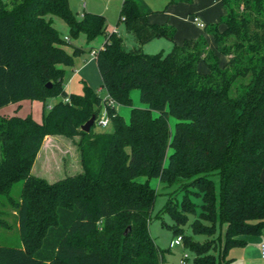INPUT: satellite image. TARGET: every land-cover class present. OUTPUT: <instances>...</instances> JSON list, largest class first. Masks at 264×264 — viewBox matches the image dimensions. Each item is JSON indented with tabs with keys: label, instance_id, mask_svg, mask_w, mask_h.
<instances>
[{
	"label": "trees",
	"instance_id": "obj_1",
	"mask_svg": "<svg viewBox=\"0 0 264 264\" xmlns=\"http://www.w3.org/2000/svg\"><path fill=\"white\" fill-rule=\"evenodd\" d=\"M191 1L168 0L164 8ZM221 7L218 21L203 26L214 41L211 48L203 34L175 43L171 25L148 22L155 10L145 0H123L117 24L131 36L128 48L117 30H107L102 13L76 17L69 0L0 2V108L60 96L40 121L0 115V204L14 210L20 240L0 243V264H164V251L148 230L156 196L150 177L178 182L177 191L183 190L179 201L170 195L159 213L170 216L165 225L173 237L181 236L194 264H223L230 244L260 234L264 0H221ZM53 16L73 36L82 32L90 41L104 35L93 58L106 96L87 85L82 94L64 89L59 65L71 59ZM160 36L173 41L169 50H142ZM131 88L145 106H131L125 120L117 106H130ZM103 106L110 128L93 130ZM92 114L94 124L83 131ZM169 116L176 119L173 129ZM52 134L79 138L81 170L47 181L30 169L43 137ZM140 175L143 181L136 179ZM19 180L15 198L11 185ZM189 192L202 198L197 212Z\"/></svg>",
	"mask_w": 264,
	"mask_h": 264
},
{
	"label": "rangeland",
	"instance_id": "obj_2",
	"mask_svg": "<svg viewBox=\"0 0 264 264\" xmlns=\"http://www.w3.org/2000/svg\"><path fill=\"white\" fill-rule=\"evenodd\" d=\"M6 2L10 5V0H0V2ZM69 6L71 11L75 14L76 17H80L82 10L87 9H96L102 8V11L106 16V23L109 27H115V23L118 18L119 13V4L114 0H69ZM53 25L58 29L60 35L64 39L62 44L65 53L67 52L71 60L66 63H61L59 66L62 68V85L65 90L72 94H82L84 85H87L91 90L96 91L97 93L104 96L106 90L101 86V76L97 70L95 59L92 57L89 49H97L103 41V35L97 34V36L90 41H87L85 35L81 32L76 36H73L69 32L66 22L63 21L59 16H53ZM122 34H124V26L122 23L116 25ZM124 29V30H123ZM203 29V28H201ZM131 37V36H130ZM162 43H150L156 44L154 47L150 48L149 51L156 53L160 51V48L166 52L172 46L169 40L165 38H160ZM126 45L129 48L132 44L131 40H126ZM160 42V41H159ZM165 42V44H164ZM167 44V45H166ZM82 48L79 53L74 52V48ZM147 49V48H146ZM226 57H221L222 62ZM82 66L79 70L77 68ZM199 70L204 71L205 66L200 63L198 66ZM131 104L128 105H118V112L124 117L125 120L128 119L131 106H145L139 101V90L137 88H131L130 90ZM60 99L59 95H51L43 101L39 98L35 99H25L22 101L20 107L17 106V114L20 115H30L35 121L37 119L41 120L42 113L46 109L50 108L49 105ZM8 108H6L7 110ZM101 111V110H100ZM100 114V113H99ZM169 124L171 129H173L176 119L172 116L168 117ZM93 130H106L110 128V124L107 126H100L97 124L93 125ZM53 138L58 142H54L52 146L48 147L46 142L38 151L37 157L33 161V166L30 169V172L35 176L44 177L47 181H54L69 175L74 172L80 171L79 164V153L76 148V142L79 139L77 136L65 137L63 135H53ZM51 148V150H50ZM170 152V149L168 148ZM49 155V166L44 168V160ZM71 163V165H69ZM76 166V167H73ZM211 178L214 181L215 185V195L218 194L219 181L218 175L216 173L211 174ZM139 181L145 179L144 176H137L136 178ZM148 182L156 190L155 202L151 209V218L148 222V230L152 238L154 239L157 246H159L163 251V262L164 264H194L192 261L193 254L184 245H170V240L172 239V232L167 228L165 223H171V218L167 213H159L161 208L165 205V202L168 200L170 195L173 196L177 201L181 198L183 190L177 191L178 182L168 184L162 183L157 177H150ZM21 186V181H16L11 185V195L15 198L19 194ZM189 198L196 204V212L199 209V204L202 202L200 194H194L189 192ZM0 243L19 245V234L17 230V218H15V212L10 205L0 204ZM193 214H189V220H191ZM129 227L125 225L122 229ZM186 227V226H185ZM128 229V230H129ZM202 235H197L196 239H202ZM187 253V257L184 258V262L181 261L183 254Z\"/></svg>",
	"mask_w": 264,
	"mask_h": 264
},
{
	"label": "crops",
	"instance_id": "obj_3",
	"mask_svg": "<svg viewBox=\"0 0 264 264\" xmlns=\"http://www.w3.org/2000/svg\"><path fill=\"white\" fill-rule=\"evenodd\" d=\"M114 1L118 2L119 7H120L123 0H114ZM145 1L151 7V9L155 10L154 12L147 15L148 22L153 23V24L165 23V24L171 25L175 29V32L173 35V40L175 43L176 42L181 43L184 38L196 37L200 34H203L206 37V39H208L209 47L211 48L214 47L213 39L211 38L209 34H206L204 30L201 29L203 27H200L198 24H196V21H194V17L197 18V21H201L203 24L217 22L223 12V7H221V0H192L190 3L176 2L175 4H169L165 8L164 6L168 0H145ZM82 11L83 12L84 11L99 12L105 16V14L101 12L102 8H97V7L96 9L89 8L87 10L83 9ZM105 19H106V16H105ZM116 25H117V21L115 23V27H112V28L109 27L106 23L107 30L108 31L117 30V32L124 38V40L125 39L127 41L130 40L131 38L130 34L129 32L127 33L125 26H124L125 30L124 29L123 30L126 32L122 34V31H120ZM104 38L105 37L103 35V41L99 47L103 45ZM160 38H165V37L160 36L159 38H155L149 42L144 43V45L142 46V50L147 53H152L149 50L150 48L154 47L156 44H150V43H156V41H157V44L162 43L163 41L160 40ZM165 40H169V39L165 38ZM169 41H170V44L172 45L173 41L171 40ZM163 49L164 48H160V50H163ZM91 51L93 50L90 48L89 52ZM81 67L82 66H79L77 70H79ZM23 100L25 99H20V101L12 102V103L4 105L3 107L0 108V115H4V114L12 115V114L17 113V110H18L17 106L20 107ZM51 104L49 105V107L51 106ZM6 108L8 109L6 110ZM20 116H23V115H20ZM46 142L48 143V147H49V146H52L54 142H58V141L55 140V138H53V134L45 135L43 137V142L40 148ZM45 159L46 160H44V168L48 167L49 166L48 164H50L49 155H47ZM69 165H71V163H69ZM73 167H76V166H73ZM260 178L261 180L264 181V168L260 172ZM224 227H225V224H222L220 227L221 228L220 229L221 230V243L223 241V235L225 232ZM241 238L243 240L242 243H233L227 247V250L225 251L224 258H223L224 260L223 264H264V259L260 258L259 256L260 244H261V241L264 240V229L258 235L257 234H245L244 236H241Z\"/></svg>",
	"mask_w": 264,
	"mask_h": 264
},
{
	"label": "built area",
	"instance_id": "obj_4",
	"mask_svg": "<svg viewBox=\"0 0 264 264\" xmlns=\"http://www.w3.org/2000/svg\"><path fill=\"white\" fill-rule=\"evenodd\" d=\"M194 21H196V24H198L200 27L204 26V24L201 21H197L196 17H194ZM91 54L93 56L94 50L91 51ZM106 95H104V96H106ZM65 100H68V98H65ZM96 121H97L96 124L100 125V126H107L110 124L109 116H108L106 108L104 106L102 107L100 114H99V117ZM180 244H181V236L180 235L172 237V239L170 240V245H180ZM259 256H260V258L264 259V240L261 241V244H260ZM186 257H187V253H184L181 261L184 262V258H186Z\"/></svg>",
	"mask_w": 264,
	"mask_h": 264
},
{
	"label": "water",
	"instance_id": "obj_5",
	"mask_svg": "<svg viewBox=\"0 0 264 264\" xmlns=\"http://www.w3.org/2000/svg\"><path fill=\"white\" fill-rule=\"evenodd\" d=\"M49 85V83H47ZM94 115L92 114L87 120L84 121L83 125H81V129L84 131H88L90 127L94 124ZM129 227L127 226L123 231L124 234L128 232Z\"/></svg>",
	"mask_w": 264,
	"mask_h": 264
}]
</instances>
